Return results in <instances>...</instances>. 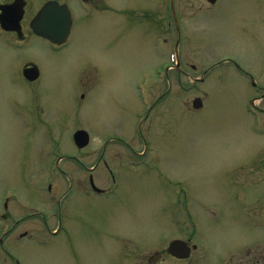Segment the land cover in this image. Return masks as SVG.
<instances>
[{"label":"rangeland","instance_id":"obj_1","mask_svg":"<svg viewBox=\"0 0 264 264\" xmlns=\"http://www.w3.org/2000/svg\"><path fill=\"white\" fill-rule=\"evenodd\" d=\"M27 1L32 15L46 0ZM102 2L117 10L132 5L150 10L159 5L158 41L134 34L139 42L136 54L128 49L122 58L106 55L102 47L121 32V18H116L115 24L97 13L84 19L78 1L69 0L75 27L64 52L55 54L40 40L22 58L0 51V216L8 212L19 217L46 210L43 219L26 221L8 237L4 232L7 223L13 222L0 219L4 248H9L21 264H106L109 248H70L60 245L57 238H51L54 240L43 248L31 241L17 242L18 248H10L24 231L39 239L50 238L48 229L57 227L56 214L51 213L58 209L59 196L68 187L64 205L77 196L76 185H68L69 179L89 180L88 173L78 172L70 161L61 163L62 173L50 172L44 160L39 171L33 158L43 149L49 157L45 163L50 165L54 160L50 152L57 143L61 154L81 156L74 153L72 134L84 129L91 136L88 149L101 150L104 140L115 133L127 144L109 145L108 149L117 152L106 156L113 154L109 164L118 173L121 186L112 189L116 199L109 202L122 200V206L112 205L106 212L113 232L125 236L124 245L145 246L143 254L148 257L167 248L172 239L192 237L198 249L188 264H234L235 259L228 258L232 253L264 244L262 220L256 218L255 226L248 230L244 214L240 220L231 213L223 217L218 204V198L225 197L240 178L236 169L247 165L252 154L264 151V120H254L246 109L253 96L264 94V0H219L211 9L206 0H175L179 40L177 33L168 29L165 10H169L170 0H102L96 4L103 6ZM177 48L180 67L177 61L171 69V54ZM24 59L34 60L42 68L40 99L32 98L29 92L34 88L22 77ZM253 82L263 89L255 91ZM82 94L86 95L84 100L80 99ZM196 98L203 100L202 111L192 110ZM158 99L160 104L152 105ZM33 100L48 107L44 127L51 140L43 138V144L35 139L36 125L30 129L22 124L24 111H34ZM255 105L264 108V99ZM130 150L143 154L135 157ZM82 161L86 166L94 165L93 159L83 157ZM106 171L100 162L93 174L104 188L111 181ZM259 192L263 195V188L256 196ZM6 198L10 200L7 211L3 210ZM83 200L99 202L91 196ZM79 212L73 211L74 217ZM101 213L90 207L81 214L87 221ZM185 226L188 230L183 234L180 228L186 230ZM70 233L74 238L78 235L74 228ZM81 244L79 239L77 245ZM125 249L129 255L135 248ZM0 263L14 264L2 251Z\"/></svg>","mask_w":264,"mask_h":264},{"label":"flooded vegetation","instance_id":"obj_2","mask_svg":"<svg viewBox=\"0 0 264 264\" xmlns=\"http://www.w3.org/2000/svg\"><path fill=\"white\" fill-rule=\"evenodd\" d=\"M50 1H55L60 4L66 3L65 0H46L41 5L40 9L31 15V5L27 0H0V51L4 55L22 58L27 51H30L34 47L38 40H40L41 43L44 41L45 45L48 46L55 54L62 53L65 49H67L75 27V19L73 15L70 35L64 44H54L53 42H50L43 36L42 29L40 33H37L34 28V20L39 11H41L43 6ZM96 2L99 3L100 0H79V8L82 10V17L84 19H87L91 17L92 14L97 13L106 17L108 19V23L115 22L114 20L118 17L121 18L120 23H122L121 32L113 34L114 36L109 38V40L102 47V51H104L106 55L111 54L112 56L122 58L124 55L128 54V49L131 50V54H136L137 52L135 49L139 42L137 37L132 36L134 34L139 35L140 38L152 36L151 38L153 42L154 39L156 42L158 41V6H152L149 10L146 8L147 6L132 5L126 7L125 9L117 10L107 4L100 6L96 4ZM131 26L136 27V29H133ZM115 49H118L119 51H114ZM23 61H25L22 67L23 73L25 70L29 69H34L35 72H39V76L36 77L34 81L26 80V83H28L30 87L34 88L31 92H29L32 95V98H39L40 94L38 88L40 87L39 84L43 81L42 68L39 63L34 60L24 59ZM253 86L254 88H257L256 85L253 84ZM85 98L86 95L82 94L80 99L84 100ZM252 99V104L254 105L255 101L258 99L262 100L263 96L255 95ZM33 103L36 104L34 111H29V113L24 111L22 122L25 127L30 129L36 125L34 130H37L38 132L34 135L36 136L35 139L38 138L43 144V138L46 139V141L51 140L50 138H47L51 136V134L46 132L47 130L44 127L47 125L45 123L46 120L44 115L46 114L48 107L43 105V101L41 100H33ZM258 111L259 112L257 113L260 114L258 119H262V116H264V108H258ZM249 113H252L254 116L257 114H255V111L251 108H249ZM54 140L57 139L53 138L52 141ZM113 143L120 145V147H126L127 145L124 137H121V134L115 133L110 135L108 142L103 149H88V151L87 149L78 150L77 153H81V156L77 157L74 155H62L61 152L63 151L62 148H60L61 145L57 143L55 148L52 149L54 152H50V157H54V160L51 161L50 165H46L45 163V160L49 157L47 153L45 155L43 154V149L38 155L35 154L33 156V158H36L37 160L36 162L39 171L43 170L44 160V167L46 166V168L51 170L56 169L57 171L63 173V171L60 170L61 163L64 161H70L72 165L76 166L77 170L87 172L89 175L88 181H82L79 179L71 182L72 188H74L75 185L77 188V196L76 198L74 197L75 199H73L72 202L64 205V202L62 201L65 200L68 192H62L61 195L60 192L58 193L60 195V199L57 202L58 212L56 214L58 225L54 235L57 239L61 240L60 245H66V247L70 248H109L105 251V258L107 257L106 264H173L172 262L176 259L168 252V248L162 249V251L157 250L152 254V256L147 257L143 254L146 249H142L145 246L124 245L123 242L125 241V236H122V234H118L117 232L114 233L111 228V222L109 221L111 216L106 212V210L112 205L122 206L121 199L119 200L121 201L120 203H110V200L116 199L115 196L112 197V189L117 188L119 190L121 187L119 186L120 181L117 180L118 173H116V171L112 168V165L109 164V160L112 159L113 154H109L108 158L106 157L109 152H117V150L113 151L108 149L109 145ZM127 151L129 150L127 149ZM97 152L100 154H97ZM130 152L132 153V156H139L137 151L130 150ZM261 152L262 153L257 156L252 154L247 165L240 166L236 169L240 178L237 177V181L233 182L234 187L232 186L231 188H228V192L225 197L218 198V204L222 205L221 215L224 217L225 215L231 213L234 218L240 220V215L244 214L246 216L244 223L248 230L255 226L256 218L264 222V151ZM96 154L99 155L97 162H95ZM115 156L117 157L119 155L115 154ZM83 157L93 159L94 165L86 166L82 161ZM73 162L75 164H73ZM100 162H104V166L107 169L106 172H108L107 175L111 178V181L106 182L110 184V186L105 188L101 185V182H95L93 179V174L96 172ZM85 184L86 186H83ZM260 188H263V195L259 192L256 196V191H259ZM90 196L97 198L99 202L93 204L83 200L84 198H88ZM240 206L242 213L240 212ZM90 207H93L102 213L97 218L95 217L96 215H94V218H88L87 221H85L82 218L81 213ZM132 207L134 206L132 205ZM5 208L6 210L8 209V204H5ZM73 211H80L77 217H74ZM31 217H39L43 219V214L39 212L28 213L19 217H12L10 214L2 215L4 220H15V222L9 227L7 235L9 236L11 233L13 234L17 231L19 226L24 224L26 221H29ZM44 224L47 228L48 224L46 219H44ZM72 224H74L73 227H71ZM185 227L186 230H183V227L180 228V231L183 234H185L188 230L187 226ZM73 228L78 232L76 238L72 237L70 233ZM48 231L50 230L48 229ZM67 232V236H64ZM50 233L53 235L51 231ZM31 238H33V234L29 231H24L16 238V243L14 242L15 244L13 243L14 245L10 248H18L19 245L23 244V241ZM79 239L82 241L80 247L77 245ZM187 241H191V238H188ZM17 242L19 245L16 247V244H18ZM189 243L191 244V242ZM157 247H159L158 244ZM1 248H4L3 240H1ZM125 248H135L136 250L134 249L128 255ZM252 248V250L249 249L247 252L234 253L235 258L244 257L243 259H236L235 264H264V244ZM10 251L11 250L9 248L6 249L8 258L14 264H21V262L14 255H12ZM192 257L193 253H191V257L186 261H190ZM93 258H95V256H93ZM111 258L112 260H110ZM245 258L247 260L246 262L244 260Z\"/></svg>","mask_w":264,"mask_h":264},{"label":"water","instance_id":"obj_3","mask_svg":"<svg viewBox=\"0 0 264 264\" xmlns=\"http://www.w3.org/2000/svg\"><path fill=\"white\" fill-rule=\"evenodd\" d=\"M214 3L215 0H209ZM72 25L71 14L67 6H60L55 2L48 3L42 10L34 23V28L37 33L43 30V35L55 43L64 42L70 33ZM26 76L34 80L38 74L31 71L25 72ZM202 106L201 100L197 99L194 102V108L199 109ZM77 145L82 148L89 142L88 134L80 131L75 135ZM169 252L178 259H186L189 257L191 249L187 243L182 241H175L171 244Z\"/></svg>","mask_w":264,"mask_h":264}]
</instances>
